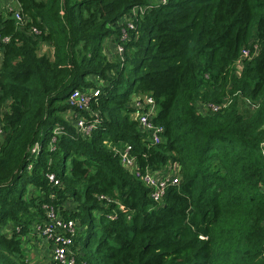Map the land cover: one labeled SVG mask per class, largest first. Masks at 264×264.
Listing matches in <instances>:
<instances>
[{
    "label": "trees",
    "instance_id": "1",
    "mask_svg": "<svg viewBox=\"0 0 264 264\" xmlns=\"http://www.w3.org/2000/svg\"><path fill=\"white\" fill-rule=\"evenodd\" d=\"M16 1L0 13V264H42L24 243L48 206L77 223L75 264H264V0ZM75 89L98 96L78 108ZM171 166L155 202L136 172Z\"/></svg>",
    "mask_w": 264,
    "mask_h": 264
},
{
    "label": "built area",
    "instance_id": "2",
    "mask_svg": "<svg viewBox=\"0 0 264 264\" xmlns=\"http://www.w3.org/2000/svg\"><path fill=\"white\" fill-rule=\"evenodd\" d=\"M156 3L165 2V0H156ZM144 8H142L143 10ZM141 10V12H142ZM16 20L20 19L17 12L13 14ZM127 28L132 27L131 21L127 20ZM5 37L2 41H7ZM122 40L126 39V33L122 30ZM117 54L122 53V46L120 44L113 46ZM248 54L247 50L241 51L242 56ZM98 96V89L91 92H81L78 90L71 91L68 102L71 105H75L78 108L86 107L90 98H96ZM133 111V117L138 122L140 128L147 133L149 139L152 142H159V134L162 131L161 126L156 125L153 122V118L156 116V104L152 96L139 94L133 95L131 104ZM216 109V107H215ZM79 131L88 133L95 126L94 122H89L82 117H77L74 124ZM2 130L0 127V134ZM36 145L32 149V152H36ZM120 163L125 167L132 169L134 167V159L130 155V146L124 144L122 149L118 150ZM136 172V175L141 178L143 183L150 189V198L155 202H160L168 186L176 185L179 183L177 176H171L163 168L157 171H146L143 174ZM49 181L56 183L52 174L48 175ZM47 220L43 225H39L40 231L36 232L42 234L46 241L50 244L51 252L48 254L49 262L53 264H75L76 259L73 253L70 251V245L72 243L71 236L77 230V223L72 219L64 218L59 215V212L54 210L53 207H46ZM113 218V216H109Z\"/></svg>",
    "mask_w": 264,
    "mask_h": 264
},
{
    "label": "rangeland",
    "instance_id": "3",
    "mask_svg": "<svg viewBox=\"0 0 264 264\" xmlns=\"http://www.w3.org/2000/svg\"><path fill=\"white\" fill-rule=\"evenodd\" d=\"M151 1L155 2L156 0H151ZM109 43H111V42H104L103 44H104V52L110 59V57L112 58V56L114 55V52L110 48L111 46L108 45ZM109 145H110V143H109ZM119 145H121V144H119ZM112 147H114V146H112ZM118 148L122 149V145L118 146ZM163 170L167 171L169 173V175L177 176L179 178V175L177 174L178 168L176 166H171V167L165 168ZM34 228H35L34 232H32V234L28 236V237H30L29 238L30 240L26 241L24 244L28 248L29 258H31L34 261L36 260L39 263H44L46 261V258H45L46 253L50 254V252H51L50 244L48 243V241H46L45 237L42 234H38L36 232V230L41 232L39 225L35 224ZM37 252H39V253H37Z\"/></svg>",
    "mask_w": 264,
    "mask_h": 264
},
{
    "label": "crops",
    "instance_id": "4",
    "mask_svg": "<svg viewBox=\"0 0 264 264\" xmlns=\"http://www.w3.org/2000/svg\"><path fill=\"white\" fill-rule=\"evenodd\" d=\"M18 3L16 0H0V13L3 14L9 10H17L18 9ZM0 139H1V134H0ZM39 253V252H37ZM46 262L44 264H50L49 262V256L46 253L45 255ZM43 264V263H42Z\"/></svg>",
    "mask_w": 264,
    "mask_h": 264
}]
</instances>
